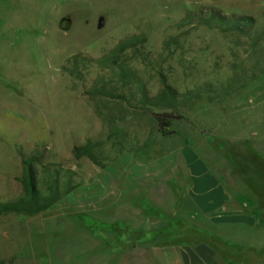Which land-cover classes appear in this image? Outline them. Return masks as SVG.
I'll use <instances>...</instances> for the list:
<instances>
[{
    "label": "rangeland",
    "instance_id": "rangeland-1",
    "mask_svg": "<svg viewBox=\"0 0 264 264\" xmlns=\"http://www.w3.org/2000/svg\"><path fill=\"white\" fill-rule=\"evenodd\" d=\"M208 10L250 17L253 27L246 35L176 25ZM132 34L146 37L179 93L212 89L176 110L182 119L164 132L150 113L88 94L96 69L82 80L60 70L72 55L97 58ZM148 88L154 94L157 79ZM88 141L97 164L74 157ZM185 149L230 192L264 207V0H0V204L21 195V159L34 150L40 187L46 169L59 170L62 189L68 178L75 185L40 214L0 215V264H84L88 240L77 225L87 235L120 210L140 218L142 231L196 228L172 211ZM102 198L115 213L92 216Z\"/></svg>",
    "mask_w": 264,
    "mask_h": 264
},
{
    "label": "crops",
    "instance_id": "crops-1",
    "mask_svg": "<svg viewBox=\"0 0 264 264\" xmlns=\"http://www.w3.org/2000/svg\"><path fill=\"white\" fill-rule=\"evenodd\" d=\"M184 152L178 177L185 187L172 211L197 221L196 228L180 233L142 231L140 218L120 210L96 222L103 227L95 225L87 235L77 225V233L88 240L84 264H264L263 205L230 192L225 179L211 172L197 154ZM104 201L91 206L92 216L115 213Z\"/></svg>",
    "mask_w": 264,
    "mask_h": 264
},
{
    "label": "trees",
    "instance_id": "trees-1",
    "mask_svg": "<svg viewBox=\"0 0 264 264\" xmlns=\"http://www.w3.org/2000/svg\"><path fill=\"white\" fill-rule=\"evenodd\" d=\"M195 21L210 29H217L222 33L240 32L248 34L244 29L253 27V19L250 17L228 16L215 10L200 11L199 13H187L176 25ZM146 37L143 34H132L119 40L108 52L93 58L82 52L69 57L61 66L64 74L82 80L84 71L96 69L97 73L92 80L88 94L117 101L126 107L150 113L157 123L160 132H164L170 126L171 121L182 119L175 111L186 108L200 101L205 93L212 92L210 85L196 87L179 93L168 83V77L163 69V60L159 54L151 55L146 51ZM155 78L158 81V89L152 94L148 88L149 81ZM239 82L240 80H234ZM231 88L230 91L236 90ZM91 143L75 147V158L86 157L98 163L91 152ZM42 153L34 150L26 156H22L21 165L23 174L19 178L22 193L14 201L0 204V215L20 214L33 216L47 211L61 198L69 194L74 188L71 179L65 182L66 187L61 188L59 170L46 169L48 174L41 180V187L37 179L35 164H41Z\"/></svg>",
    "mask_w": 264,
    "mask_h": 264
}]
</instances>
